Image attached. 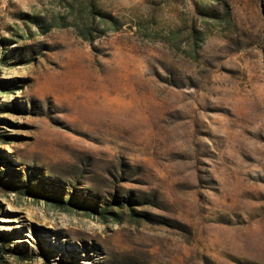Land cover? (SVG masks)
<instances>
[{"label": "rangeland", "instance_id": "374dc122", "mask_svg": "<svg viewBox=\"0 0 264 264\" xmlns=\"http://www.w3.org/2000/svg\"><path fill=\"white\" fill-rule=\"evenodd\" d=\"M0 264H264V0H0Z\"/></svg>", "mask_w": 264, "mask_h": 264}]
</instances>
